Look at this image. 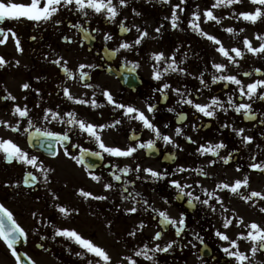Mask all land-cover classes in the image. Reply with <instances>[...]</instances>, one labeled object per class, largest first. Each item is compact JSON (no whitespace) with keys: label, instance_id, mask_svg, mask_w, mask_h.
<instances>
[{"label":"flooded vegetation","instance_id":"flooded-vegetation-1","mask_svg":"<svg viewBox=\"0 0 264 264\" xmlns=\"http://www.w3.org/2000/svg\"><path fill=\"white\" fill-rule=\"evenodd\" d=\"M145 2L150 3V0ZM158 2L156 0V3H151L158 7ZM213 3L208 0H186L181 5L184 11L177 9L178 27L173 28L171 23L168 31L163 29L165 33L162 44L159 41L150 51L144 43L146 39L142 40L135 51H116L119 48L116 44L111 45L109 40L106 41L95 34L94 29H90L92 19L81 17L77 11L72 17L65 18L58 11L51 20L43 22L26 18H6L0 21V28L5 31L11 29L16 33L14 38L9 32L6 42L0 44V56L7 61L0 67V121H6L9 125L6 127L0 123V140H11L30 157H37V165L34 167L15 159L8 162L5 153L0 150V204L13 213L14 219L27 233V239H22L16 245L20 255L27 260L30 257L35 264H88L90 260L95 264L99 257L88 253L74 239L56 235L57 229H68L75 230L83 238L103 247L111 257L110 264H129L125 257H132L137 264H236L233 258L222 251L223 247L229 246L228 242L220 240L215 232L220 230L230 238L237 239L239 234H247L250 230L247 225L252 222L264 227V212L260 210L264 208V200L258 197L244 199L252 191L264 194V170L249 167L253 163L264 164V100L258 98L264 89H258L257 95L249 100L247 96L239 95L235 84L225 81L213 84L212 76L234 75L245 87L257 79H264V54L249 53L243 45V40L247 38L254 47H258L262 41L259 40L258 46L255 42L258 41L257 35H264L261 34L264 24L245 21L238 16L228 19L218 17L219 24L215 21L205 22V18L200 17L201 29L217 37L226 49L239 47L245 52L242 59L236 58L237 63H229L217 51L218 45L189 25L193 20V12L198 11L201 15V11ZM176 4H180V0H170L171 11ZM136 5H142V2L139 0ZM242 9L247 12L246 8L239 7L237 15ZM57 20L60 23L57 24ZM76 24L81 25V28L72 26ZM229 27L235 30L234 33L225 31ZM80 30H87L88 33L82 34ZM3 38L0 36V39ZM16 38L20 41L22 51L17 50ZM154 53H163L166 59L158 63L152 58ZM173 54L177 65L186 69V74L167 72L161 80H155L154 70L163 72L171 62L167 58ZM230 55L235 54L230 52ZM57 60L59 64L55 63ZM214 63L225 64V70L218 73L212 67ZM136 64L139 66L134 67ZM81 65L84 67L81 68ZM65 68L71 75L64 71ZM257 68L261 69L259 73L255 71ZM81 72L88 75L81 79ZM118 72H124L125 75L129 72L141 84L136 87L122 84L116 74ZM245 72L251 75L246 76ZM201 73L208 85L206 88L200 83ZM165 82L186 94L191 93L188 98L194 99L196 103L207 104L212 97H218L228 111L218 109L214 117H205L190 105L179 104L177 101L180 97L171 89L166 90L168 95L163 99L156 89ZM24 84H28L29 88H23ZM65 88L74 100L84 99L89 103L78 104L69 100L64 95ZM104 90L112 94L116 103L131 105L143 111L179 147L156 140L152 151L138 148L131 157H113L99 149L95 140L82 132L78 125L66 123L69 119L66 113L69 112H74L77 119L95 125H112L119 120L120 123L115 127L98 131L106 145L122 149L155 139L154 133L145 129L142 122L126 116L123 109L108 103L103 95ZM9 94L15 100L3 99ZM229 96L233 103L251 104L255 118L246 119L243 111L236 113L227 103ZM93 99L97 107H92ZM148 103L156 105L154 113H148ZM16 106H27L28 116L14 114ZM169 108L175 111L169 112ZM46 109L59 113V119H52L50 114L48 119H44ZM179 113H185L186 118H180ZM14 126H18L19 131H13ZM177 128L183 130V135H175ZM241 128L245 130L243 136L252 138L250 143H245L243 136L237 135ZM45 131L61 135L67 132L70 140L64 146L70 155H65L59 144H56L58 154L55 156L41 150L39 146L47 142L43 135ZM134 135L136 139H131ZM186 136L191 137L195 143L186 140ZM221 142L226 147L220 149L216 156L211 153L201 155L197 151L201 145ZM97 151L101 152V157L91 155ZM230 153L229 162L224 163L220 157H228ZM81 154L85 164H78L72 159L73 156L79 158ZM213 160L216 163H209ZM89 164L92 165L90 169L87 168ZM137 164L141 168L139 173L130 171L124 174L117 170L125 166L135 169ZM178 166L189 171L176 172ZM144 168L165 172V178L155 180L143 171ZM198 169H203L207 175L194 171ZM90 172L101 179L93 180ZM28 173L35 180L28 177ZM113 174L120 175L121 180L116 181ZM26 177L29 181L27 184L24 182ZM246 177L247 187H241L236 193L217 187L221 182L231 185ZM171 179L191 184L192 188L185 191H192L201 200L208 198L203 189L214 192L222 206L216 202L215 197L209 200V205L199 202L190 205L186 196L178 197L176 189L169 184ZM195 181H199V186ZM105 184H112L113 187L106 189ZM125 188L127 191H124ZM81 189L92 193V196L84 197L80 194ZM94 196L107 199L98 200ZM143 200H147V205ZM210 206H214L215 210ZM60 207L67 209V214L61 213ZM132 207L137 208L135 213L127 211ZM160 211H166L177 220L184 213V232L177 236L174 227L162 226L158 215ZM225 218L233 221L228 229L222 227ZM132 232L134 236L129 235ZM157 232L162 233L159 239L154 238ZM196 233L203 239V243L194 238ZM171 241H175L172 248L167 252L155 253L154 261L134 255L144 244L149 248L156 245L165 247ZM237 242L239 250L249 257L245 264H264V250L253 256L250 252L251 241L238 239ZM149 255L153 254L149 252ZM0 264H16L15 257L2 240Z\"/></svg>","mask_w":264,"mask_h":264},{"label":"snow or ice","instance_id":"snow-or-ice-1","mask_svg":"<svg viewBox=\"0 0 264 264\" xmlns=\"http://www.w3.org/2000/svg\"><path fill=\"white\" fill-rule=\"evenodd\" d=\"M165 3L169 2V0H164ZM186 0H180V4H176L173 6L172 14H171V23L172 27L176 28L178 27V20L179 17L177 15V9H179L181 12L184 11V9L181 7L182 4H184ZM241 0H215V3L212 4L211 8L206 9L203 12V16L205 17V22L208 21H215L217 24L220 23L219 18L214 15L213 10L215 8L224 6V7H230L233 4H238L240 3ZM251 3L255 5H264V0H251ZM42 0H31L29 4H23V3H14L11 2V0H8V2H5V0H0V21L5 20L6 18L8 19H19V18H26L30 21H35V22H43V21H49L53 18V16L61 9L63 8H68L70 5L75 6V10L83 13L84 15H87L86 9H92L95 13H105L106 18L110 21H114L115 18L119 15V10L118 7L113 3V0H43V6H41ZM119 5L120 6H126V0H119ZM193 20L189 22L190 27L198 32L201 36L206 37L209 41L213 42L215 45H218L219 47L217 48V51L226 57L228 59L229 63H237L236 58H243L245 55V52L241 50L239 47H233L231 50L226 49L221 41L215 37L214 35H211L205 31H203L200 27L199 21H200V13L198 11L193 12ZM262 16H264V12L261 11L260 7H257L254 12H241L239 13L237 18L242 17L243 20L245 21H250L252 23H255L258 19H260ZM56 23H60V21H56ZM73 27L76 28H81V25L76 24L72 25ZM120 30L121 32H128L129 28H127L124 24L123 21L120 22ZM87 31V30H85ZM98 31V30H97ZM137 31L140 32L139 37L133 42V44H129L127 42H123L119 45V48L116 49V51H119L120 49H130L134 45H139L141 44L142 40L147 37L148 33L146 31L141 32L140 29L137 27ZM157 32L160 31L159 28L156 29ZM228 33H234V29L229 27L225 29ZM243 31V29H241ZM11 32L12 36L15 38L16 33L13 32L11 29H8L5 31V29L0 28V36H3V39H0V44H3L7 40L8 33ZM67 39V38H65ZM104 39L111 40L112 36L109 34H105ZM257 39L262 41L258 47H254L252 45V42L249 41L247 38L243 40V45L246 48L247 52L252 53L254 55L256 54H264V35H257ZM16 47L17 50L22 51L20 48V41L18 38H16ZM231 53H234L235 55L232 56L230 55ZM152 58L157 61L158 63L162 60H165V56L163 53H154L152 55ZM171 62L167 64L166 68L163 70V72L159 70H154L153 73V78L157 81L161 80V77L164 73L167 72H173V73H181V74H186V69L183 67H179L176 63L175 60V54H173L172 57L167 58ZM7 63V61L0 56V67L4 66ZM55 63L59 64L60 61L57 60ZM139 65L136 64L134 67H138ZM84 66L81 65V68ZM88 67H93L92 65H89ZM213 68L216 69V71L223 72L226 68V65L223 63H214L212 65ZM65 72H68V70L65 68ZM256 72H260L261 69L257 68L255 69ZM68 75H71L70 72H68ZM88 74L86 72H81V79L86 77ZM244 75L248 76L251 75V73L245 72ZM218 81H225V82H230L232 84H235L238 86V91L240 96H247L249 100L253 98V96L257 95L258 89H264V79H257L252 83H249L245 86L242 85L241 80H239L236 76L234 75H213L212 76V83L215 84ZM200 83L206 88L208 85L205 83L203 79V73H201L200 76ZM88 87H91V85H86ZM23 88L27 89L29 88L28 84H24ZM171 89L180 99L177 101L179 104L183 105H190L192 108L196 110V112H199L203 114L205 117H214L216 115V112L218 109L223 110L224 112L228 111V108L223 106V102L218 98V97H212L210 100V103L207 104H201V103H196L194 99L188 98L191 96V93H185L182 92L179 88H172V86L169 83H163L162 86H160L156 91H159L161 94V98L166 99L167 98V91ZM199 91V89L197 90ZM64 95L69 99V100H74V97L70 94L69 90L67 88L64 89ZM103 95L107 98L108 103L115 105L116 108H120L124 110V114L126 116H130L134 118L135 120H138L142 122V125L145 129L150 130L152 133L155 135V139H150L146 143H139L136 146H127L126 148L122 149L117 146H108L105 144L103 139L101 138V135L99 134V130H103L106 127H115L117 124L120 123L119 120L115 121L114 124L112 125H95L92 123H88L84 120L77 119L76 115L74 112H69L66 113V115L69 117V119L66 121L68 125H78L79 129L82 132H86L89 137L93 138L95 142L97 143L99 149H101L104 153L109 154L110 156L113 157H131L133 156L134 153L137 152L138 148L140 149H148L149 151L154 150L156 140H162L165 144H172L174 147H179V145L175 144V141L173 138L169 135L163 134L160 129L152 122V120L149 119L147 115L140 109L131 106V105H125L121 103H116V101L113 99L112 94L104 90ZM259 99L264 100V92H261L258 96ZM5 100H15L14 96H11L10 94L6 97H3ZM75 103L78 104H88V100L84 99H75ZM228 105L235 110L236 113H240L243 111L244 117L246 119H254L255 114L252 111V106L249 103H233L232 97L229 96V99L227 101ZM92 107H97L95 99L91 101ZM156 105L152 103L147 104V111L148 113H154L156 111ZM169 112L175 111L173 108L167 109ZM14 114H18L20 117H27L29 114V110L27 109V106L24 108H21L19 106H16L14 108ZM49 114L51 115L52 119H59V113L57 112H52L51 109H46L45 110V115L44 119H48ZM132 114H135L132 116ZM178 116L180 118H186L185 113H179ZM64 122V121H60ZM0 123H3L6 127L9 126L8 122L6 121H0ZM31 124V121H29ZM224 127H227V125H223ZM164 127H167L165 125ZM13 131H19L18 126L12 127ZM39 131V130H38ZM244 129L241 128L237 131L238 136H243ZM44 137L47 138L48 140V148L53 156L57 155L58 152L53 150L54 144H59L63 148L64 154L65 155H70L68 148L65 147V142L70 140L69 135L67 132H65L63 135L56 133V132H51V131H45L43 133ZM175 135L180 136L183 135V130L180 128H177L175 131ZM131 139H136L135 135L131 137ZM186 140L195 143V141L192 140L191 137L186 136ZM243 140L245 143H250L252 138L249 136H243ZM73 147H78L77 145H73ZM226 145L224 143H217L215 145H201L197 151L203 155L204 153H211L213 156L218 155L219 150L222 148H225ZM0 150H2L5 153V159L8 162H12L14 159L17 161H20L25 164H29L32 166L37 165V157L35 156H29L27 152L22 150L20 147H18L15 143H13L11 140H0ZM86 151V150H85ZM92 156L96 157H101L102 154L101 152H92ZM223 159L224 163H228L229 159L231 158V153L229 154L228 157H220ZM72 159L76 160V163L78 164H85V159L83 154L79 158L73 156ZM253 160L255 157L252 158ZM209 163L214 164L216 163L215 160L210 161ZM92 165H87V168H91ZM249 167L253 169H261L264 170V164H257L253 163L250 164ZM41 168L43 166L41 165ZM119 172H122L124 174L129 173L130 171H135L136 173H139L141 171L140 165L137 164L135 169L130 168L129 166H125L123 168L117 169ZM46 171V170H45ZM143 171L147 173L149 176H151L155 180L159 179H164L166 173L162 171H157L152 168H144ZM189 169L183 167V166H178L176 169V172L183 173L187 172ZM198 171L200 175L206 176L207 173L203 169H198L194 170ZM92 176L93 180L99 181L101 178L99 176H96L92 174L91 172L89 173ZM114 179L116 181L121 180L120 175H115L113 174ZM28 177H31L32 180H35V177L32 176L31 173H28ZM137 179H140L139 176H137ZM26 184L29 182L28 178H25L24 181ZM128 183H135V181H128ZM195 183L199 186V181H195ZM170 186L174 187L177 191V195L180 198L187 197L188 198V203L190 205L194 206V202H199L202 205H209V200L213 199L215 197L214 192H208L207 189H203L205 192V195L208 197L207 199L201 200L199 196L194 195L192 191H185V189H191L192 185L187 184V183H182L180 180L177 179H171L169 181ZM248 185V180L247 177L241 181L237 180L235 183L229 185L228 183L221 182L220 184L217 185V187L221 189H230L231 192L236 193L239 191L241 187H247ZM113 187L112 184H105L106 189H111ZM124 191H127V188L124 189ZM80 194L83 195L84 197H89L92 196V193L90 192H85L83 189L80 190ZM136 195H139L137 193ZM129 196H132L131 193H129ZM253 197H258L261 200H264V194H261L260 192L257 191H252L250 195L244 197L245 200H251ZM94 199H107V197L104 196H94ZM127 199V197H124ZM135 197L133 196V199ZM217 203L222 202L219 197H215ZM166 203L168 202L167 200L165 201ZM143 203L147 205V200H143ZM212 207V210L214 211L215 208L214 206ZM262 212H264V208L260 209ZM59 211L61 213L67 214V209L60 207ZM128 212L135 213L137 211L136 207H132L127 210ZM35 215V214H33ZM160 217V223L162 226L166 227L171 225L172 227L175 228L176 235L179 236L181 235L182 232H184L186 224H185V215L184 213H181L179 219L177 220L176 218H172L168 215L166 211H160L158 213ZM242 223V221H241ZM233 224V221L230 219L225 218L222 223V227L224 229H228L230 225ZM141 226H143V222H141ZM247 227L250 229L247 234L245 235L244 233H241L238 235L237 239H232L230 238L225 232H222L220 230H217L215 232V235L222 241L228 242V247H223L222 251L223 253L230 257L233 258L236 261V264H245L246 261L249 260V257L243 252L239 250V245H238V239L246 240V241H251L252 242V247L250 249V252L254 256L258 251L264 250V227H261L255 222H252L250 225H247ZM161 232H157L155 234V239H159L161 237ZM56 235L60 236H65L71 239H74V241L79 244L82 248L86 249L88 253L94 254L95 257H99V260L95 261V264H110L111 257L108 254V252L100 246H97L95 243H93L89 239L83 238L80 234H78L75 230H56ZM129 235H135L134 232L129 233ZM195 239H199L201 243H203V239L199 236L198 233L194 234ZM22 239H27V233L25 232V229L17 223L16 219L13 217V213L6 208L3 204H0V240H2L7 248L11 251V254L13 257H15L16 264H23L22 257L17 251L16 245L21 242ZM175 241L169 242L165 247H161L159 245H156L153 248H149L147 244H144L142 248L139 250L135 251L134 255L136 257H143L145 260L149 261H154V254L157 252H167L169 249L172 248L173 244ZM191 243V241L189 242ZM43 247V245H41ZM195 247V245H193ZM149 252H151L153 255H149ZM77 255H81V253H77ZM126 260H128L129 264H137V261L133 259L132 257H125ZM29 264H35V261L31 260V258H28ZM88 264H94L93 261H88ZM155 264V262H154Z\"/></svg>","mask_w":264,"mask_h":264},{"label":"rangeland","instance_id":"rangeland-1","mask_svg":"<svg viewBox=\"0 0 264 264\" xmlns=\"http://www.w3.org/2000/svg\"><path fill=\"white\" fill-rule=\"evenodd\" d=\"M139 0H126V6H120L119 0H113V3L118 7L119 15L115 18L114 21H110L106 18L105 13H95L92 9H86L87 15H84L83 13H80L81 17L86 18L90 17L92 19V25L90 26V29L95 30V34L105 37V34H109L112 36V39L109 40L111 45L116 44L118 47L121 43L127 42L129 44H133V42L139 37L140 32L137 31V27L140 29L141 32L146 31L148 33L144 43L147 44V49L150 51L154 48V45H156L159 41L162 44V39L164 36L163 29L165 31H168L170 28L171 22V10L169 2L165 3L164 0H157L159 1L160 5L157 7H154L153 3L156 0H150V3H146L145 0L142 2V5H136V3ZM149 1V0H148ZM209 2H215V0H208ZM5 2H8V0H5ZM11 2L14 3H23V4H29L31 0H11ZM132 3V5H131ZM43 6V0L42 4ZM165 9H162V8ZM243 7L246 8L247 12H254L257 7L261 8V11L264 12V5H255L251 3V0H241L238 4H233L230 7H218L213 10L214 15L221 18H235L237 17V8ZM211 8V6L209 7ZM205 10L201 11L200 17H203V12ZM240 12L245 11L244 9L239 10ZM76 12L75 6L70 5L68 8H63L59 10L58 14L63 16V18L69 16L72 17V15ZM123 21L125 26L129 28V33L126 37H121L118 34V29L120 26V22ZM259 24H264V16H262L260 19L257 20ZM226 24L229 23V21H225ZM227 27V26H226ZM159 28L160 31L157 32L156 29ZM98 30V31H97ZM259 34V32H258ZM264 34V31L261 33ZM137 36V37H136ZM165 38L168 37L165 35ZM143 39V40H144ZM153 43V47H151V44ZM167 43V40H166ZM257 46L259 45V40L256 41ZM167 46V45H166ZM138 45H134L129 50L135 51L137 49ZM157 49V47H156ZM128 50V49H127ZM150 72V70L148 71ZM56 161V160H55ZM57 176V172L55 173ZM49 258V256H47ZM47 264H53L51 262H48Z\"/></svg>","mask_w":264,"mask_h":264},{"label":"water","instance_id":"water-1","mask_svg":"<svg viewBox=\"0 0 264 264\" xmlns=\"http://www.w3.org/2000/svg\"><path fill=\"white\" fill-rule=\"evenodd\" d=\"M120 32V34L121 35H125L127 32H121V30L119 31ZM84 33V32H83ZM121 81H122V83L123 84H127V85H130V86H133V84L134 85H139L140 84V81H133L132 79H130V80H127V79H125V78H123V77H121ZM47 149H48V143H46L45 145H44ZM45 148L43 147V150H44ZM49 150V149H48ZM25 263V262H24Z\"/></svg>","mask_w":264,"mask_h":264}]
</instances>
